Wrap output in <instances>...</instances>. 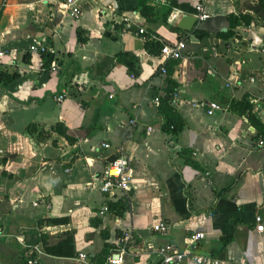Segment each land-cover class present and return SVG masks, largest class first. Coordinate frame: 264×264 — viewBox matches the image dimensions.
Instances as JSON below:
<instances>
[{
  "label": "crops",
  "instance_id": "obj_1",
  "mask_svg": "<svg viewBox=\"0 0 264 264\" xmlns=\"http://www.w3.org/2000/svg\"><path fill=\"white\" fill-rule=\"evenodd\" d=\"M74 1L77 16L65 0H0V66L17 74L0 85V264H156L158 245L182 247L195 231L217 264H264V151L251 147L264 129L226 103L247 100L251 112L260 102L264 114V0H148L151 20L137 0ZM196 4L205 18L189 31L172 26ZM228 15L249 22L229 27ZM153 34L162 45L182 40L181 56L145 48ZM44 38L54 69L27 49ZM167 79L183 122L173 135L153 100ZM209 102L217 107L207 112ZM118 152L129 180L115 225L113 213H98L109 198L87 183ZM161 221L164 233L150 229ZM60 241L70 256L45 252Z\"/></svg>",
  "mask_w": 264,
  "mask_h": 264
},
{
  "label": "built area",
  "instance_id": "obj_2",
  "mask_svg": "<svg viewBox=\"0 0 264 264\" xmlns=\"http://www.w3.org/2000/svg\"><path fill=\"white\" fill-rule=\"evenodd\" d=\"M65 2L68 5L69 13L73 16H77L79 13L78 7L75 4L74 0H65ZM194 16L201 20L206 17V14L203 12L202 7L200 4H196L194 8ZM138 32H141V30H138ZM183 47V41L177 40L173 43L167 45L163 44L161 45L159 49V54L162 57L163 60H174L181 56V49ZM27 49L32 52L36 53H42V52H50L52 53V48L48 45V43L44 39L34 40L32 43H30L27 46ZM1 55V52H0ZM164 63H161L159 65V71L164 72V66L162 65ZM55 63L53 60L50 61L48 69H54ZM110 96V95H109ZM176 96L174 94L171 98V100ZM60 98V97H59ZM153 100L157 102V98L154 97ZM209 108L206 110L207 112H210V110L214 107H217L216 104L209 102L208 103ZM135 119L131 118L129 119L130 124H134ZM146 130H149V126L146 127ZM100 146L102 148L109 147V144L107 142H101ZM251 147L255 150H262L264 151V136H257L255 137L251 142ZM118 155L111 161H109L102 172V174L96 175L92 174L90 181L87 183V186L89 188L96 189L99 192L106 191L107 197L109 199H117V198H126L127 199V188H128V180H129V174H128V158L121 154L117 153ZM65 171H68V168H65ZM107 207L103 203L98 208V213L102 214L103 212H106ZM126 210L120 214H114V224L117 225L120 221V219H125L126 217ZM255 221H259L258 217H255ZM262 226L257 224L255 226V230L260 231ZM150 229L152 231H155L157 233H164L167 229V224L164 222H156L150 225ZM203 234L201 232L195 231L190 232L185 239V243L182 247H177L173 245L172 243L165 242L160 245H158L155 249V254L157 258L156 264H180L181 260L183 259H189L195 263L198 264H217L218 260L217 258L202 253L199 251V241L202 239ZM129 238L128 232L124 234L122 239L120 240H126ZM119 240V241H120ZM120 253L123 252V248H120ZM77 257L80 261L85 260L86 256L83 253H78ZM107 260L110 263H113L115 259L112 256H107ZM29 264H34L36 261L32 258H28L26 260ZM237 264H251L247 263L245 261H240Z\"/></svg>",
  "mask_w": 264,
  "mask_h": 264
},
{
  "label": "trees",
  "instance_id": "obj_3",
  "mask_svg": "<svg viewBox=\"0 0 264 264\" xmlns=\"http://www.w3.org/2000/svg\"><path fill=\"white\" fill-rule=\"evenodd\" d=\"M148 0H137L136 6L138 7V13L144 17L146 20H151L153 17V7L148 5ZM169 10L167 9L163 15L162 18L164 19L165 16L168 14ZM228 26L233 27L238 23H244L247 24L249 22V18L244 15H228ZM78 33V32H77ZM231 32L226 31L225 36L229 35ZM154 41L153 42H145L144 46L147 48L148 45L154 46L158 48V51L162 45L161 42L156 38V36L153 34ZM44 40L48 43L47 39L44 38ZM78 41H83L82 38H78ZM41 66L43 69L47 70L50 61L53 59L52 54L50 52H42L39 53ZM164 69L166 71V62L164 63ZM17 76L15 72H8L7 70L1 68L0 66V85L5 86L9 81L14 79ZM177 84L173 82L170 79L166 80V86L162 89V92L156 94L154 97L157 98V104H156V115L160 117V129L163 133L166 135H173L178 130L181 129L183 126V122L180 119L177 112L173 109L171 106V98L174 94L177 92ZM227 108L235 112L238 115L246 114L249 121L256 127L258 130H263V126L254 118V116L251 114L250 109L251 105L247 102V100H235V99H229L227 100ZM49 129L51 131H56L57 133H60L68 138L65 131L59 124H55L53 126H50ZM27 132H31L29 128H27ZM107 207V210L113 214L120 215L122 214L126 209V199L125 198H117V199H107L104 203ZM62 220V219H60ZM62 248V249H60ZM66 245H64L61 241L57 242L56 244L52 246H45L44 250L45 252L49 254L54 255H63V256H70L72 254V251L69 249H66ZM106 252H103V257H106Z\"/></svg>",
  "mask_w": 264,
  "mask_h": 264
},
{
  "label": "water",
  "instance_id": "obj_4",
  "mask_svg": "<svg viewBox=\"0 0 264 264\" xmlns=\"http://www.w3.org/2000/svg\"><path fill=\"white\" fill-rule=\"evenodd\" d=\"M195 22H196V17L193 14L186 13V12H180L175 16L172 22V26L177 29L189 31L194 26ZM260 107H263V104H261L260 102L258 104H255V108H252L251 113L264 126V114L262 112H259ZM117 155H118L117 153L110 154L106 158V160L109 162L113 160ZM101 194L106 196L107 192L103 191L101 192Z\"/></svg>",
  "mask_w": 264,
  "mask_h": 264
}]
</instances>
